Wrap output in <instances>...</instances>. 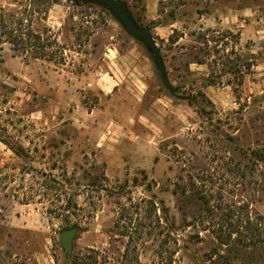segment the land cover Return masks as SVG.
<instances>
[{
  "label": "rangeland",
  "instance_id": "obj_1",
  "mask_svg": "<svg viewBox=\"0 0 264 264\" xmlns=\"http://www.w3.org/2000/svg\"><path fill=\"white\" fill-rule=\"evenodd\" d=\"M122 1L150 29L180 99L107 9L0 0L12 33L0 28V264H46L45 256L71 264L89 249L119 264L127 247L142 264H264V247L220 246L201 223L198 194L189 198L197 190L264 215V25L208 18L240 3L262 17L264 0H160L152 22L144 0ZM213 1L218 11L203 9ZM105 60L123 85H141L140 100L129 88L117 93L138 121L113 155L95 150L113 123L96 112L110 106L102 93L89 88ZM180 200L194 202L186 215ZM67 226L78 229L69 262Z\"/></svg>",
  "mask_w": 264,
  "mask_h": 264
},
{
  "label": "crops",
  "instance_id": "obj_2",
  "mask_svg": "<svg viewBox=\"0 0 264 264\" xmlns=\"http://www.w3.org/2000/svg\"><path fill=\"white\" fill-rule=\"evenodd\" d=\"M215 3L216 2L213 1V3L211 4L210 3L204 4L203 9L208 10V11L217 10V6ZM240 4L238 6H226L219 10V15H217V17L210 15V17L208 18H210V20L214 19V21H216V25L220 24L222 26H241L242 27L245 25H249L250 23L253 24L254 22H256L257 24L264 25V16L260 17L259 15H257L256 17V14L258 13L256 12V10H254L253 8L247 5H240ZM159 5H160V0H144V13H145L146 21L152 22L158 17ZM128 7L132 11L133 16L136 20L137 15H136L135 10H138V9L134 7L135 9L134 10L132 7L130 6ZM138 24L140 25V23ZM141 25H144L142 21H141ZM105 63L106 64L104 65V68L93 73L95 78L93 77L92 82H91L92 84L90 85H91V88H94V90H98L99 92H101L102 97L104 96L103 98L104 100H102L103 106L104 104L110 105L107 108L100 107L99 110L96 109V112L100 111L103 114L104 121H112L109 123H113V124L110 127H107L108 131L107 132L104 131L105 134H103V136L100 139H97L98 144L95 145L96 146L95 150L97 151V153L104 152L107 150L110 155H113L114 148L120 149V147L117 146V142L121 144L122 142H124L123 138H127V139L130 138L129 132L131 131V128H132L130 124L133 122L137 124L136 122L138 121L137 120L138 115L136 114L135 108L127 105V103L124 102L125 99L121 100L119 97L120 95L118 96L117 93L118 92L122 93V91L124 92L125 89L129 88L133 91L134 96L138 98L137 100H140L141 97L138 94H140L139 89L141 88V85H123L124 84L122 83L123 76L119 75L118 68L116 66L115 61L111 60L109 62L108 60H105ZM120 83H122V85H120ZM133 100L137 104V101L135 100V98H133ZM118 103L120 104L118 105ZM87 113H88V116L89 115L91 116L93 113H95V110H92L91 113L87 111ZM99 123L105 124L106 122L101 121ZM106 125H108V123ZM114 125L116 126L118 125L117 126L118 129L113 127ZM115 130L120 133L121 135L120 139H115L113 137L112 133ZM92 140H96V139H93V138L88 139V141H91V145H92V142H94ZM87 153L88 152H86L85 154ZM118 163H121V162H118V161H115L113 163L109 162L108 170H113L111 166L114 164L118 165ZM121 166H124V161H122ZM38 262L40 263L46 262V264H55L53 256H52V260H50L49 258H46V256L43 259L38 258Z\"/></svg>",
  "mask_w": 264,
  "mask_h": 264
},
{
  "label": "trees",
  "instance_id": "obj_3",
  "mask_svg": "<svg viewBox=\"0 0 264 264\" xmlns=\"http://www.w3.org/2000/svg\"><path fill=\"white\" fill-rule=\"evenodd\" d=\"M1 18L3 17H0V28L1 30H5L4 33L1 34H12L7 29L8 26L6 21ZM136 21L141 25V18L136 17ZM179 188L180 187H178V193L176 194L178 195L180 193V195L183 197L187 196L185 189L181 190V188ZM190 194L191 196L189 198H192L194 197L193 195L198 194V196L196 195L195 198L197 200L195 206H198L199 209H202L203 215L201 217V223H208L210 230H212V233L220 246L239 245L241 247H264V215L252 217L248 211L243 210L242 206H237L235 204L226 205L223 202H219L220 204L212 203L211 199L207 197L208 194H204V192H198L197 190L195 193H193L192 190ZM199 201H201V204ZM193 203L194 202L191 200H180L179 208L183 211L184 215H186V207L188 208L190 205H193ZM163 209L164 208H161V210ZM71 228V226H67L65 230ZM140 235L141 238H143L142 234ZM139 238L140 236L138 235L137 239ZM136 250V247H132V249L127 247L122 255L121 261L118 263L142 264L138 255L136 254ZM167 253L169 255L173 254L169 250H167ZM163 259L166 261H172V258L167 260L166 257H164ZM102 260L103 258L101 257V252L89 249L87 250L85 256L83 255L82 257H74L71 261V264H103ZM104 261H107V263L111 264V262L106 260V258H104Z\"/></svg>",
  "mask_w": 264,
  "mask_h": 264
},
{
  "label": "water",
  "instance_id": "obj_4",
  "mask_svg": "<svg viewBox=\"0 0 264 264\" xmlns=\"http://www.w3.org/2000/svg\"><path fill=\"white\" fill-rule=\"evenodd\" d=\"M72 2L84 5L96 4L107 9L123 25L125 31L131 37L143 43L145 48L152 54L162 83L172 96L180 99L168 79L161 49L151 34L150 29L148 27H142L137 23L126 2L122 0H72ZM77 230V228H71L61 233V247L66 251L67 262L72 257L73 241L76 237Z\"/></svg>",
  "mask_w": 264,
  "mask_h": 264
},
{
  "label": "built area",
  "instance_id": "obj_5",
  "mask_svg": "<svg viewBox=\"0 0 264 264\" xmlns=\"http://www.w3.org/2000/svg\"><path fill=\"white\" fill-rule=\"evenodd\" d=\"M89 88H91V85H89ZM51 217H52L51 214L47 215V216H46V220H48V219L51 218Z\"/></svg>",
  "mask_w": 264,
  "mask_h": 264
}]
</instances>
